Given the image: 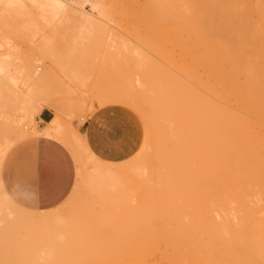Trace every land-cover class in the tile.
<instances>
[{
  "label": "rangeland",
  "instance_id": "1",
  "mask_svg": "<svg viewBox=\"0 0 264 264\" xmlns=\"http://www.w3.org/2000/svg\"><path fill=\"white\" fill-rule=\"evenodd\" d=\"M98 1L95 7L97 12L91 10L89 4H84L86 12L98 16H95L94 30L78 29L80 25L76 16V20L73 18L66 21L60 17L54 19L48 12L29 9L26 14H14L12 24L8 26L12 32H0V55L9 54L10 65L9 74L3 77L5 82L0 79L3 82L0 83L3 96L0 95L3 98L0 105L10 100L11 96L6 91L9 88L15 89L16 84H12L14 82L21 87L22 96L17 99L22 100V104L23 99L29 98L25 96L27 92L31 95L29 100L42 99L45 95L44 98H51L52 95V98L60 97L69 101L59 116L64 125L74 132L70 138L73 147L67 146L68 141L59 142L66 146L75 163V181L71 191L61 203L49 208L53 212H50V218H54L53 223H13L11 220L14 218L8 216V208L0 205V264H138L140 257L156 264L158 259L150 253L151 239L161 236L168 238L167 264H179L180 257L185 258L184 264H245L247 261L251 264H264V170L257 167L253 173L257 172L258 175L249 176L246 171L250 159L245 155L247 149L263 150L264 124L246 126L249 130H257L258 135L225 137L228 140H223L222 135L208 132L207 139L202 137L198 141L196 153L180 155L177 153L175 136H172L174 142H170L165 139L163 131H153V116L150 112L153 109L158 112L159 106L151 107L145 101L155 96L154 85H163L165 79H172L175 72L178 79L180 75V78L186 79L190 74L193 75L192 72L195 75L196 71L204 75L203 71L200 72L204 66L200 61L203 58L205 62V48L199 39L203 35V0H182V4L176 0V6L173 0L161 3V0ZM148 3H152V7ZM159 4L163 7H157ZM180 5L192 12L186 13L187 10L181 9ZM164 7L170 10L165 8L167 13L163 12ZM177 9L181 16L176 14ZM172 17L177 19L174 21ZM179 17L180 21L183 19V23H186L185 27L182 22H178ZM199 29L202 35H197ZM187 31L191 41L200 40L196 41L197 45L200 42V46H195V42L190 43L184 37L182 32ZM192 34L200 37L193 38ZM179 38L188 40L184 42ZM184 44L186 51H189L186 52L188 55H184ZM201 46L203 50L199 48ZM197 48L200 49L199 53L195 51ZM166 51L167 54H164ZM209 51L208 54H212V49ZM169 53L175 57L171 54L169 56ZM191 55L196 56V64L199 62L198 67L194 63L195 69H192ZM186 61H190L191 66ZM24 68L26 71H23ZM188 70L191 72L188 73ZM10 73L19 78H10ZM165 73L167 77L169 74L172 77L165 78ZM175 75L173 78H177ZM14 79L21 81L16 82ZM109 105H117L133 113L140 127L138 149L129 158L119 162L104 161L97 157L79 131L96 108ZM43 109L51 110L54 116L52 108L41 105L31 111L32 120L22 116V122L18 123L16 130L22 129L25 132L26 137L23 139L35 136L31 135V131L44 126L38 120ZM139 111L144 112L143 116ZM147 114L152 123L147 121ZM157 120L163 124L169 122L161 112ZM212 127L205 126L202 130H211ZM241 128L246 129L244 126ZM23 139L20 138L16 143ZM167 145L174 148L173 153H166ZM260 159L264 161V158ZM103 167H110L115 179L111 181L94 177ZM240 176L243 177L242 181L238 180ZM225 212L234 216L232 224L236 237H247L249 242L256 239L263 242L261 250L251 255V258L240 247L224 253L223 250L215 251L214 246L220 243L219 233L209 231L210 222L221 221Z\"/></svg>",
  "mask_w": 264,
  "mask_h": 264
},
{
  "label": "bare ground",
  "instance_id": "2",
  "mask_svg": "<svg viewBox=\"0 0 264 264\" xmlns=\"http://www.w3.org/2000/svg\"><path fill=\"white\" fill-rule=\"evenodd\" d=\"M68 1H70V0H68ZM97 1L98 0H74V1L71 0V2H66L64 0H27V1H24V0H0V32L2 30L3 31L6 30L7 32H12V29L9 30L8 26H10L12 24V21H13L12 17L14 16V14H17V13L26 14L29 12V9H31V10L35 9V10H39V12H45V13L48 12L52 16V18L54 17V19H55L56 17H60L66 21L68 19H73L74 16H76L77 22L80 25L78 27V29L79 28H86V30L89 29V31H90L91 28L92 29L95 28L94 27L95 26L94 21H95V16H97V15H93L92 13L86 12V10L84 8V4H89L92 7L91 10L94 9L93 11H95L97 6H98V5L96 6V4H98V2H99V1L98 2ZM157 1H159V0H157ZM166 1L167 0H164V1L161 0L159 3L166 2ZM168 1H170V0H168ZM173 1H175L173 3L174 6H176L175 3H177V2H180L182 4V0H179L177 2H176V0H173ZM100 2H101V0H100ZM138 2H140V1H138ZM171 2H169V3H171ZM187 2H188V0H187ZM103 3L104 2H102L101 4H103ZM149 3H148V5H150ZM153 3H155V2L153 1ZM180 3H178V4H180ZM190 4H192V3H190ZM151 5H152V3H151ZM151 5H150V7H152ZM153 5H155V4H153ZM163 5H166V3H163ZM160 6L163 7L162 4L161 5L159 4V6L157 5V7H160ZM168 6H169V4H168ZM170 6L173 7V5H170ZM194 6H197V5L194 4ZM144 7L142 5L143 10H144ZM177 7H178V5H177ZM177 7H175V8H177ZM182 7H183V5L180 8L181 9L185 8L184 10H187L186 13L189 14V11L191 10V8L189 7L190 10H188L189 9L188 5L186 6L188 9H186V7H184V8H182ZM165 8H168V7H164V9ZM200 8L202 9V6ZM158 10L162 11L163 9L158 8ZM168 10H170V8H168ZM179 10H178V13L176 12L177 15L181 13V12H179ZM197 10H199V9H197ZM155 11H153V12H155ZM165 11H166V9L163 12H165ZM96 12H97V10H96ZM153 12H151V13H153ZM183 12H185V11H183ZM190 12H192V11H190ZM145 13H148V12H145ZM166 13H167V11H166ZM197 14H199V13H197ZM168 15L170 16V13ZM191 15H192V13H191ZM159 16H161V15L159 14ZM178 16H181V15H178ZM182 16H184V15H182ZM187 16H189V15H187ZM165 17L168 18L167 14ZM165 17H163V18L165 19ZM52 18H50V19H52ZM185 18H184V20H185ZM56 19H58V18H56ZM176 19H174V21ZM179 19H181V18L179 17L178 20ZM190 19H189V21H190ZM201 19H202L201 20V26L202 27L201 26L200 27L203 29L202 30L203 35L201 33H199V31H201L200 29L197 30L198 31L197 35H202V37L199 38L200 36H197L195 34H192V35L194 36L193 38H195V36H197L196 38L201 39L205 45V46L203 45V48H205L204 49L205 53H203V55H205V58H204L205 62L203 63V61H202L203 58H201V61H200V59L198 60V61L202 62V64H204L203 70H201V68H200V72L202 73V71H203L204 75L203 74L199 75V73L197 74V71H196L195 75H194L195 72H192L193 75L190 74V76L188 75L189 77H187L186 79L184 77V79H183V78H180L181 75L178 73L180 75V77L178 79V76L175 75L176 72L174 74V72L171 71L175 76H177V78H173L174 75H172L173 76L172 77L171 74H169L170 76L168 75V77H167V74L165 73L166 74L165 78L167 77V79H168L169 77L170 78L172 77V79H168V80L165 79L166 82L163 85H160V86L154 85L153 89L156 90L154 92L155 96L152 98L145 99V101L148 102L151 105V107L159 106L158 112H156L155 109L151 110V112H150L151 117L153 116L152 117L153 123H154L153 131L156 133L163 131L165 139L170 140V142H174V139L172 140V136H175L177 138L176 142L178 144L177 153L180 155H184L187 153H191V154L196 153L198 151V145H197L198 141L202 137H203V139L204 138L207 139L208 132H210V133L212 132L213 135L214 134L219 135V136L222 135L224 137L223 140L224 139L228 140L227 138H230L232 136L237 137L240 135L244 136V135H252V134L254 136H255V134L258 135L256 133L257 130L256 131L255 130L252 131L251 129L249 130V129H247L248 127H246V126L247 125L253 126L254 124L255 125L256 124H259V125L264 124V0H203V10H202V18ZM64 20H62V21H64ZM150 20H151V18L149 19V21ZM182 20L181 21L179 20L178 22L183 23L184 21H182ZM194 20H195V18H194ZM163 21H165V20H163ZM171 21H172V19H171ZM185 21H187V20H185ZM72 22H73V20H72ZM169 22H170V20H169ZM176 22L174 24H176ZM178 22H177V24H178ZM74 23H76V22H74ZM195 23H196V21H195ZM185 24L184 23L182 24V25H184L183 27L186 26ZM190 26H191V24H190ZM190 26H188V27H190ZM193 26H196V25L194 24ZM173 27H175V25ZM171 28H172V26H171ZM193 28H195V27H193ZM198 28L199 27L197 26L196 29H198ZM67 29H69V28H67ZM186 29H187V27L185 28V30ZM165 30H167V29H165ZM178 30H179V28H178ZM179 31H181V30H179ZM190 31H191V29H190ZM193 31L194 30H192V33H194ZM77 32L79 33L80 31L77 30ZM182 33H183L184 37H187L191 41V39H190L191 37L189 36L188 31H187V33L186 32H182ZM179 35H181L180 37H182V34H179ZM184 37H182V38H184ZM179 39L181 40V38H179ZM188 39H185V40H188ZM199 39L194 40L195 43L193 42V39H192V41L190 43L193 42L196 46L197 45L196 41H200ZM185 40L182 39L181 41L185 42ZM149 41H151V39ZM170 44L173 45L172 42H170ZM181 44H183V42H181ZM199 44H200V42H198L197 47L200 46ZM171 45H169V46H171ZM184 45H185L184 55H186V54L188 55V53H186V52H189V51H186V44H184ZM184 45L181 46L182 49L184 48L183 47ZM191 45L193 47V44H191ZM173 46H175V45H173ZM195 46H194V48H195ZM208 46L211 47L212 54L211 53L208 54L210 52L209 50H211ZM175 47H177V46H175ZM188 48H191V47L189 46ZM199 48L202 49V46ZM199 50L200 49L197 48V50H195V51H197L199 53ZM167 51H166V53L164 52V54H167ZM180 51H182V50H180ZM195 51L192 50V52H195ZM204 51H202V52H204ZM183 52H184V50H183ZM183 52H182V54H183ZM192 52H190V53L193 54ZM190 53H189V56H190ZM170 54L172 55V53H169L168 55L171 56ZM208 55H211V57H210L211 59L209 58ZM8 57H9V54H6L5 56L0 55V79L2 78V80L5 78L4 75L6 73L9 74L8 71H9L10 65L8 63ZM165 57H167V56H165ZM172 57L174 58L175 56L172 55ZM185 57L188 58V56H185ZM194 57L196 59V56L189 57L190 59L191 58L193 59V60H191V64H193L192 67H194L192 69H195ZM125 58H127V57H125ZM179 60L176 59V61H179ZM187 61H186V64L188 63V65H189L190 61L189 62H187ZM180 62H182V61H180ZM182 63H184V62H182ZM202 64H201V66H202ZM149 65H150V67H152L150 64V61H149ZM196 65L198 67L199 62ZM189 66H191V65H189ZM173 67L175 68V66H173ZM154 68H155V66H154ZM174 68H172V69H174ZM178 68L180 69V72H181L182 71L181 68L180 67H178ZM196 69H198V68H196ZM175 70H177V69H175ZM23 71H26L25 68ZM189 71L190 70H188V73H189ZM192 71H194V70H192ZM178 72H179V70H178ZM184 72H186V71L184 70ZM22 73H24V72H22ZM8 74H6V77ZM10 75H11V73H10ZM12 76L14 77V75H11L9 77L11 78ZM23 76L24 75H22V77ZM14 78H19V77L15 76ZM42 78H43V76H42ZM8 80H10V79H8ZM18 80H20V79H18ZM18 80L16 82H18ZM7 83H8V81H7ZM21 83L22 82H20V84ZM12 84L13 85L16 84L15 89L9 88L6 91L9 93L7 95L11 96L9 98L10 100H8V97L4 93L3 95H5V97H7L6 100H8V101H5V102L3 101L4 103L2 102V105H0V163L2 162V159H3V156L5 155V152L14 143L19 141L20 138L23 139L26 137V134H25V132H23L22 129H20V131L16 130V128H18L19 124L22 122V116L31 118L30 120H32L33 115L31 113V111H34L35 108H37L40 105L52 108L54 110V116L47 123H45V125L41 129H38V130L33 129L31 131V135L34 134L35 136H45V137L56 139L58 141L62 140L64 142L68 141L67 143L65 142L67 144V146L73 147L72 143L70 141V138L74 132L72 130L68 129L64 125V122L62 121L61 117L59 116L60 111L62 110L64 105L69 103V101H64L60 97H59V99H56L57 97L52 98V95H50L51 98L49 96L44 98L46 95L44 96L43 94L42 95L44 97L43 96H41V97H43L44 99L43 98L42 99H40V98L34 99L33 98V99H31L33 101H31V100H29V98H31L30 97L31 95H29V93L27 92L25 96H27V97L29 96V98L23 99L24 103L22 104L21 102H23V101L22 100L19 101L20 99L19 100L17 99L18 97L20 98V96H22V93L20 92L21 87L17 86L18 83H15V82ZM13 85H9V86H13ZM1 94H2V92H0V95ZM1 99L3 100V98H0V100ZM17 104H18V106H16ZM21 104H22V106H19ZM139 112L143 116L144 112H142V111H139ZM160 112L169 121L167 124H163V123L158 122L157 118H158V115L160 114ZM19 113L21 114V118L19 117ZM30 113H31V115H30ZM146 119L148 122H151L150 116H148V114L146 116ZM251 124H253V125H251ZM205 126H211V127L213 126L214 128L212 127L213 129H211V130L210 129L209 130H202V129H205ZM243 126L246 129H242L241 127H243ZM28 132H29V130L27 131V129H26L27 134H29ZM213 135H211L210 138H212ZM12 136L15 137L14 140L12 139ZM222 136L220 138H222ZM225 137H227V138H225ZM15 139H17V140H15ZM206 150H205V152H208ZM173 152H174V148L172 149L171 147H169L167 145L166 146V153H173ZM245 155L250 159L249 165H248L249 167L246 171V173L249 174V176L255 177L258 175L257 172H256V174H255V172L253 173V169H255L257 167H258V169L262 168L264 170V161L262 159H260V158H264V148H263V150L247 149L245 152ZM257 161H259L260 163H256ZM256 165H258V166H256ZM95 176L105 178V179H109V180L115 179L114 174L112 173L110 167L100 168L97 171V173L94 175V177ZM242 179H243V177L240 176L238 180L242 181ZM238 180L236 179L237 182H238ZM95 181L96 180H94L93 182L98 184V181L97 182H95ZM240 183H243V182H240ZM92 187H94V186H92ZM108 187H109V185H108ZM0 205L1 206L4 205L5 207L8 208V216H10L11 218H14L13 220H11L13 223H18V224L24 223V225H30V224H35V223L37 224V223H40L43 221L47 224L54 222V218H50V217H52V213H53L51 211L52 209H46V210H41V212H37V211H26V210H23L22 208H20V206H18L8 196V194H6V192L4 191L1 179H0ZM22 211L23 212L26 211V213H23ZM50 212H52V213H50ZM231 215L232 214L225 212L222 215L221 221L214 222V223L210 222L209 231L213 232V233H219L220 243L217 246H214L215 251H216V249L219 251L223 250V253H224V252H227L229 250H234V247H240V249L245 251L249 255V258H251V255H253L254 253L257 254V252L259 250H261L260 248L263 247L262 246L263 242H261L260 239L259 240L256 239L253 242H249L247 237H243V238L236 237V235H235L236 231H234V225L232 224V223H234V222H232L233 221L232 218H234V216L232 215L233 217H231ZM167 243H168V238L165 236H161V237L151 239L150 253L154 254L156 256V258L158 259L156 261L157 262L156 264H167V260H168V258L166 257ZM191 257H194V255H191ZM4 258H5V256H4ZM248 260L250 261V259H248ZM178 263L184 264L185 258L184 259H183V257L178 258ZM251 263H248V261H247V263H245V264H251ZM138 264H151V263L147 262V260L144 259L143 257H140V258H138Z\"/></svg>",
  "mask_w": 264,
  "mask_h": 264
},
{
  "label": "crops",
  "instance_id": "3",
  "mask_svg": "<svg viewBox=\"0 0 264 264\" xmlns=\"http://www.w3.org/2000/svg\"><path fill=\"white\" fill-rule=\"evenodd\" d=\"M51 118L49 109H43L38 116L44 125ZM79 131L91 151L104 161L125 160L140 145L138 120L117 105L96 108ZM0 178L5 192L17 205L28 210H46L61 203L71 191L75 163L69 150L58 140L31 136L6 153Z\"/></svg>",
  "mask_w": 264,
  "mask_h": 264
}]
</instances>
